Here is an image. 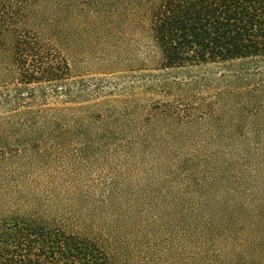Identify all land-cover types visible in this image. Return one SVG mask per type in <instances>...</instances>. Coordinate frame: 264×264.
<instances>
[{"label": "trees", "instance_id": "obj_1", "mask_svg": "<svg viewBox=\"0 0 264 264\" xmlns=\"http://www.w3.org/2000/svg\"><path fill=\"white\" fill-rule=\"evenodd\" d=\"M134 29L152 53L123 60ZM7 36L0 264H264V0H0ZM78 40L82 62L219 64L224 85L186 113L150 100L138 125L137 103L72 74Z\"/></svg>", "mask_w": 264, "mask_h": 264}, {"label": "rangeland", "instance_id": "obj_2", "mask_svg": "<svg viewBox=\"0 0 264 264\" xmlns=\"http://www.w3.org/2000/svg\"><path fill=\"white\" fill-rule=\"evenodd\" d=\"M147 35L139 34L136 29L131 31V33L116 41L120 49V58L125 60L129 58L130 60L140 61L141 52L143 49H150L152 53V45L147 39ZM10 36L5 37L6 44L0 49V59H8L10 56ZM112 47V43L107 45ZM143 46V47H142ZM129 47V48H128ZM83 48V42L78 40L77 44L74 46V60L70 59L72 74L76 77L84 76L86 78H95L100 83L107 86V92L101 96L100 99L109 98L108 93H113L115 97L125 98L122 102H118V105L130 106V103H137L138 109L135 113V121L138 125L145 124L146 108L148 107L150 100H156V102L161 105H172L175 109L184 111V113L189 112L187 107H190L194 102L206 103L210 99H215L216 92L223 87L224 82L217 80L218 73L225 71V68L219 64H207L202 66L188 67L186 69L179 70H160L156 66H146L142 65L140 62L135 69H127L126 67H105L98 66L95 64L94 60L89 62L81 61L82 55L81 51ZM88 48L93 49L92 46L88 45ZM128 49V50H127ZM92 50V51H93ZM72 57V56H70ZM242 65H237L236 68ZM246 66V64L244 65ZM190 77L192 79H197L196 84L192 87L176 86L171 85L172 79L176 80H188ZM226 84V83H225ZM230 84L229 87H232ZM112 91V92H110ZM111 96V97H113ZM105 98V99H106ZM230 119L231 114H227ZM156 123L164 128L167 133H173V125L168 115L156 114ZM188 125L186 124L185 127ZM204 127V126H203ZM169 131V132H168ZM217 131H202V134L216 133ZM174 133H177L174 132ZM180 133H188L186 131H181ZM230 134L229 131H226Z\"/></svg>", "mask_w": 264, "mask_h": 264}]
</instances>
